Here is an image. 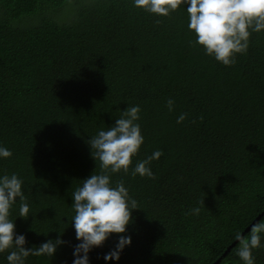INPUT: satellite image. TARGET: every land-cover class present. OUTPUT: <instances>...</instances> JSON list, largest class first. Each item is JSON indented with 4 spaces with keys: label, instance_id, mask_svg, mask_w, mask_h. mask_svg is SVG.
I'll return each mask as SVG.
<instances>
[{
    "label": "trees",
    "instance_id": "1",
    "mask_svg": "<svg viewBox=\"0 0 264 264\" xmlns=\"http://www.w3.org/2000/svg\"><path fill=\"white\" fill-rule=\"evenodd\" d=\"M194 39L183 5L158 17L131 0H0V145L12 152L0 175L23 180L30 207L25 219L14 204L10 218L26 248L66 242L25 264H72L71 194L100 171L87 141L133 105L144 142L128 173L111 174L137 202L131 245L105 262L125 235L113 233L89 264H243L236 235L264 223L252 224L264 211V31L230 66ZM155 150L153 176L133 177ZM252 255L264 264V246Z\"/></svg>",
    "mask_w": 264,
    "mask_h": 264
},
{
    "label": "clouds",
    "instance_id": "2",
    "mask_svg": "<svg viewBox=\"0 0 264 264\" xmlns=\"http://www.w3.org/2000/svg\"><path fill=\"white\" fill-rule=\"evenodd\" d=\"M132 6L158 17H167L181 5L187 14V28L195 39L191 43L202 47L204 54L212 57L224 66L235 63L236 54H244L249 47L252 33L264 31V0H131ZM169 111L173 110L174 101H167ZM141 109L139 105L127 106L120 111L115 123L106 129L101 128L87 141L90 154L99 162L98 173L93 172L76 187L71 196V208L74 215L71 226L75 230L76 240L73 246L72 264H89V253L100 247L110 235L125 234L131 223L132 211L137 209L123 181L113 183L111 174L121 170L128 173L140 146L144 142L140 124L137 122ZM186 114L177 118L181 123ZM163 155L162 150H155L147 158L138 161L131 170L135 177L151 178L150 164ZM10 149L0 145V160L10 158ZM23 180L16 173L0 175V253L8 249V264H25L28 256L52 257L57 247L66 243L59 237L49 239L39 246L26 248V238L15 232V223L10 218L14 204H19L17 217L27 218L30 207L22 190ZM198 214L200 209L191 210ZM264 223L252 225L247 237L237 234L239 242L236 255L243 264H255L253 249L264 245ZM131 245L130 235H119L113 249L103 256L105 262L118 261L126 246Z\"/></svg>",
    "mask_w": 264,
    "mask_h": 264
},
{
    "label": "water",
    "instance_id": "3",
    "mask_svg": "<svg viewBox=\"0 0 264 264\" xmlns=\"http://www.w3.org/2000/svg\"><path fill=\"white\" fill-rule=\"evenodd\" d=\"M263 214H264V211H263L260 215H258V216L253 220L252 224L255 223V222H257L258 219H259ZM252 224H250V226H248V227L244 230V232L248 231ZM242 235H243V233H242ZM236 241H237V240H236ZM236 241L233 242V244H231L230 248L233 247V246L235 245ZM230 248H228V249L226 250V253L229 251ZM226 253H224V255H225ZM219 260H220V259H219ZM219 260H217V261L214 262L213 264H217V263L219 262Z\"/></svg>",
    "mask_w": 264,
    "mask_h": 264
}]
</instances>
